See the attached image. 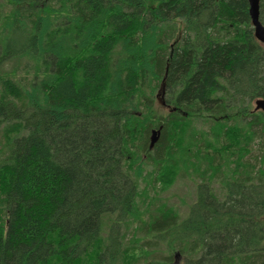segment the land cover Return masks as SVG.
Segmentation results:
<instances>
[{
    "label": "trees",
    "instance_id": "trees-1",
    "mask_svg": "<svg viewBox=\"0 0 264 264\" xmlns=\"http://www.w3.org/2000/svg\"><path fill=\"white\" fill-rule=\"evenodd\" d=\"M249 10L0 0V264H264ZM193 176L184 214L162 193Z\"/></svg>",
    "mask_w": 264,
    "mask_h": 264
},
{
    "label": "rangeland",
    "instance_id": "rangeland-1",
    "mask_svg": "<svg viewBox=\"0 0 264 264\" xmlns=\"http://www.w3.org/2000/svg\"><path fill=\"white\" fill-rule=\"evenodd\" d=\"M2 135H4V132L1 131L0 132V139L2 141ZM256 149H255V155H259V152H262L264 146L261 145V142H257L256 143ZM198 179V177L193 176L192 178H180L179 181L173 186L171 187L169 190L165 191L162 193V198L165 201H169L170 204L182 209V212L184 214L187 213L188 208L186 206H184V202L186 204H189L192 200L195 199V191H196V187H195V183L194 181ZM215 190L216 192L221 195L220 193V186L218 183H215ZM176 262L177 263H181L182 262V258L177 255L176 256Z\"/></svg>",
    "mask_w": 264,
    "mask_h": 264
},
{
    "label": "water",
    "instance_id": "water-1",
    "mask_svg": "<svg viewBox=\"0 0 264 264\" xmlns=\"http://www.w3.org/2000/svg\"><path fill=\"white\" fill-rule=\"evenodd\" d=\"M250 4V16L252 20V25L254 27V33L256 39L264 45V26L261 24L259 16V0H248ZM257 104L259 105V108L264 110V101H258ZM157 134L154 133L153 140L155 141L157 139Z\"/></svg>",
    "mask_w": 264,
    "mask_h": 264
},
{
    "label": "bare ground",
    "instance_id": "bare-ground-1",
    "mask_svg": "<svg viewBox=\"0 0 264 264\" xmlns=\"http://www.w3.org/2000/svg\"><path fill=\"white\" fill-rule=\"evenodd\" d=\"M209 37V36H208ZM186 46V45H185ZM99 49V48H98ZM96 101V100H95Z\"/></svg>",
    "mask_w": 264,
    "mask_h": 264
},
{
    "label": "flooded vegetation",
    "instance_id": "flooded-vegetation-1",
    "mask_svg": "<svg viewBox=\"0 0 264 264\" xmlns=\"http://www.w3.org/2000/svg\"><path fill=\"white\" fill-rule=\"evenodd\" d=\"M256 105H257V103H256Z\"/></svg>",
    "mask_w": 264,
    "mask_h": 264
}]
</instances>
